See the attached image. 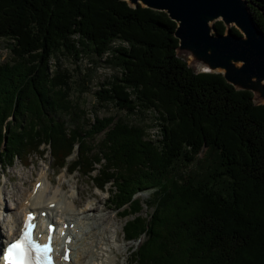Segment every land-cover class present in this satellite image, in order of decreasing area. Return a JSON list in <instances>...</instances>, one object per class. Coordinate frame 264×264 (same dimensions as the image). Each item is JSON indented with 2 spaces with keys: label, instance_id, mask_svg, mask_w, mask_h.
Here are the masks:
<instances>
[{
  "label": "trees",
  "instance_id": "1",
  "mask_svg": "<svg viewBox=\"0 0 264 264\" xmlns=\"http://www.w3.org/2000/svg\"><path fill=\"white\" fill-rule=\"evenodd\" d=\"M248 4L264 32V0ZM173 29L164 12L124 0H0V37L10 42L0 166L48 151L63 167L75 149L69 170L110 183L123 237L144 235L131 264H264V104L221 74L192 72L175 55ZM84 49L118 72L94 90L99 105L150 111L155 138L146 124L87 118L56 55L80 59Z\"/></svg>",
  "mask_w": 264,
  "mask_h": 264
},
{
  "label": "water",
  "instance_id": "2",
  "mask_svg": "<svg viewBox=\"0 0 264 264\" xmlns=\"http://www.w3.org/2000/svg\"><path fill=\"white\" fill-rule=\"evenodd\" d=\"M124 1L131 8L157 9L174 21L175 55L192 72L221 74L236 90L252 92L254 104H264V32L248 0ZM217 21L222 33L214 29Z\"/></svg>",
  "mask_w": 264,
  "mask_h": 264
},
{
  "label": "rangeland",
  "instance_id": "3",
  "mask_svg": "<svg viewBox=\"0 0 264 264\" xmlns=\"http://www.w3.org/2000/svg\"><path fill=\"white\" fill-rule=\"evenodd\" d=\"M9 44L10 42L8 39L0 37V61H5L10 58ZM56 55L60 67L71 72L70 82L72 89L70 91V95L72 99L80 98V104L87 112V118L90 121H92V117L96 114L100 117L113 115L116 118H120L122 121L125 120L128 124H146L151 127L149 128L150 134H156L157 128L154 127V123L152 122L154 116L150 111H138L134 114H127L122 110H118L113 105V102H107L99 105L98 101H96V97H94V90L99 87V82H102L118 73L113 66L105 63L104 58H97L96 55H93L87 49H84L80 59L74 58L71 54L59 51H56ZM55 58L50 60L51 65H53V60ZM26 160L27 163L24 164L16 161L5 170L0 168V192L1 190L4 191L3 193L1 192V196L4 197V202L12 205V196L18 188H21V191L23 188H26L27 192H29L32 189L33 182L37 179L36 175L38 177L40 170L46 169L48 177L51 180L49 190L52 189V187L56 189L61 178L65 181L64 189L66 193L71 190L70 188L72 186H76V188H78L81 199L76 202L77 206L75 207L83 205L88 202V200L97 204L95 206L98 208L102 207L103 203L107 205V208H104V211L107 216L113 217L107 223L112 229H117L116 238L115 234L112 235L111 245L119 252V255L116 258V262L113 264H130V250L133 249L137 242L133 240L128 241L122 235V226L125 218L118 214L119 210L113 209L109 204L110 201L107 193L109 192L110 184L108 183L103 187L106 189L104 191L96 189L94 182L90 179L94 176L95 172L90 173L87 177L78 171L69 173L67 170L65 171L60 168L57 169L55 166L53 167V165H51V156L49 153H44L43 155L38 153L32 154L30 157L26 158ZM137 195L141 197L142 200L147 198V193L145 192L137 193ZM147 210L148 209L143 204V213L148 212ZM3 233L6 234L5 226L3 227Z\"/></svg>",
  "mask_w": 264,
  "mask_h": 264
},
{
  "label": "bare ground",
  "instance_id": "4",
  "mask_svg": "<svg viewBox=\"0 0 264 264\" xmlns=\"http://www.w3.org/2000/svg\"><path fill=\"white\" fill-rule=\"evenodd\" d=\"M38 180H40L41 185H38L34 192V185ZM49 184H51V180L48 177L47 170L43 169L34 181L32 189L28 190L29 192L26 188H23L22 191L21 188H18L14 192L12 205L4 202V197L1 196V192L4 191L1 190L0 243L4 244L8 239L16 236L23 222L24 213L28 211L40 213L41 210H46L45 218L48 222L53 221L60 225L66 221L68 225L73 223L74 226L72 229H68V233L73 236V240L68 244L71 250L70 259L67 263L63 262L62 264L115 263L119 252L111 245V240L114 234L116 238L117 229H112L107 223L113 218L107 216L104 211L107 205L103 203L104 207L98 208L95 206L97 204L88 200L83 205L75 207L77 206L76 202L81 199L80 191L76 186H72L71 190L66 193L64 189L65 181L62 178L56 189L52 187L49 190ZM51 202H53V205L50 207ZM38 219L41 222L38 226L41 227L44 218L38 216ZM4 226L6 234L3 233Z\"/></svg>",
  "mask_w": 264,
  "mask_h": 264
},
{
  "label": "snow or ice",
  "instance_id": "5",
  "mask_svg": "<svg viewBox=\"0 0 264 264\" xmlns=\"http://www.w3.org/2000/svg\"><path fill=\"white\" fill-rule=\"evenodd\" d=\"M31 215L28 221L25 223V232L19 240L7 246V249L3 253L5 264H32L33 260L35 264H52L49 258V245H38L31 239L28 229L32 227L30 221Z\"/></svg>",
  "mask_w": 264,
  "mask_h": 264
},
{
  "label": "built area",
  "instance_id": "6",
  "mask_svg": "<svg viewBox=\"0 0 264 264\" xmlns=\"http://www.w3.org/2000/svg\"><path fill=\"white\" fill-rule=\"evenodd\" d=\"M156 131H157L156 134H154V133H151V134H150V130H149V135H150V136L152 135V136H154V138H155L156 135L158 134V130H157V129H156Z\"/></svg>",
  "mask_w": 264,
  "mask_h": 264
}]
</instances>
